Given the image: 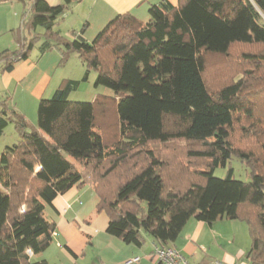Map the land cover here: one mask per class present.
Listing matches in <instances>:
<instances>
[{
    "label": "trees",
    "instance_id": "obj_1",
    "mask_svg": "<svg viewBox=\"0 0 264 264\" xmlns=\"http://www.w3.org/2000/svg\"><path fill=\"white\" fill-rule=\"evenodd\" d=\"M81 1L53 7L34 0L19 49L0 56L4 72L35 50L58 51L61 64L77 54L86 67L82 80H65L40 101L36 126L3 102L0 138L14 123L20 140L0 155V264H48L33 261L57 230L46 211L85 185L109 219L107 233L128 245L141 247L149 236L165 247L191 219L212 225L227 218L247 225L251 264H264V130L254 122L264 115V0H162L148 22L117 16L92 42L83 38L87 25L70 39L57 29ZM237 49L236 74L207 77L210 59ZM91 71L95 86L112 95L70 101ZM111 105L119 135L108 144L97 114ZM242 120L253 126L252 146L233 141ZM174 142L186 143L188 164L165 154L162 145ZM233 158L250 170L249 182L235 179L232 168L224 179L214 176Z\"/></svg>",
    "mask_w": 264,
    "mask_h": 264
},
{
    "label": "crops",
    "instance_id": "obj_2",
    "mask_svg": "<svg viewBox=\"0 0 264 264\" xmlns=\"http://www.w3.org/2000/svg\"><path fill=\"white\" fill-rule=\"evenodd\" d=\"M33 1L31 0L28 5L25 0H0V56L6 51L14 52L19 49L21 26ZM45 1L53 7L64 2V0ZM161 1L73 2L64 21L57 29L64 37L70 39L72 31H79L87 25L83 38L87 42H92L97 34L117 16L131 15L136 20L148 22L150 7L158 5ZM167 1L177 6V0ZM38 31L43 32L41 29ZM34 53L36 60L32 57ZM48 57L57 59L58 66L60 57L57 54L50 52L40 56L37 50L33 51L27 60L18 62L10 72L3 71L4 61H0V112L3 109V102L11 100L8 103L9 108L20 110L21 116H25L21 104L26 106L28 102L32 104L34 101L44 99L45 94L50 91L48 89L53 77L49 76L44 68L39 67ZM29 80V84L26 85ZM65 80L79 81L71 78L61 80L57 88L51 91V97ZM13 85L20 87L21 91L18 97L12 99L8 95ZM106 95L112 93L107 92ZM32 125L36 126L35 123ZM97 204L98 197L91 186L74 187L57 197L53 207L46 211L48 218L56 223L57 230L52 242L44 247L40 255L33 257V261H46L48 264H127L128 261L139 258V263L134 264H160L153 258L157 243L151 237L146 236L144 244L137 247L109 235L107 233L109 219L105 213L97 212ZM171 245L191 264H207L213 260H221L227 264H251L249 230L245 223L237 220L223 218L209 225L191 219L179 238Z\"/></svg>",
    "mask_w": 264,
    "mask_h": 264
},
{
    "label": "rangeland",
    "instance_id": "obj_3",
    "mask_svg": "<svg viewBox=\"0 0 264 264\" xmlns=\"http://www.w3.org/2000/svg\"><path fill=\"white\" fill-rule=\"evenodd\" d=\"M31 0H25V2L30 5ZM70 14V13H69ZM64 32L66 31L63 30ZM55 54H57L60 57L59 64L57 66V59L53 57H48V59L42 63V66L39 68H44L49 76H52V81L49 86L50 90L47 94H45L44 99H50V94L52 93L53 89L55 90L57 88L58 83L67 78L79 80L82 79L83 75L86 74V67L82 63L81 59L77 54H72L68 61L64 64H61V55L58 51H53ZM37 54L38 51H37ZM242 51L237 49L233 50L230 54V57L228 58H219V59H210V65L208 67L207 71V77L210 78L213 75H222L226 78L232 77V75L236 74L234 73V64L237 61L238 64L242 62V59L239 57L241 56ZM33 60H36V53L32 55ZM220 68H217L219 67ZM264 77V74H262ZM97 74L94 71H91L89 74L88 81H82L80 83L79 88L72 92L69 96V100L73 102H84V103H92L95 101V99L99 95L105 96L107 92L112 93L109 89L105 87H96L95 86V80H96ZM31 80V79H30ZM30 80L26 83V85L29 84ZM16 87V85H13L12 88L9 90L8 97H18L20 94L21 88ZM7 98V97H6ZM5 98V99H6ZM1 100V97H0ZM13 101V100H12ZM8 103L11 102V100L7 101ZM40 103V100L38 102L34 101L31 103H27L26 106L24 104H21L22 106V112L26 113L25 116L22 115L29 124L37 123V110L38 105ZM263 111L262 114H264V106L262 107ZM13 110V109H11ZM20 110L16 109V112L18 114H22L19 112ZM103 111V112H102ZM102 111H98L97 118H98V125L101 127L104 133V138L108 144L115 143L118 139L119 135V128H118V119L115 114L114 107L108 106L107 109H104ZM36 116V118H34ZM247 120L239 121L237 125H235V129L233 132V141L237 146H252L253 143V135L252 132L254 129H252L251 122H248ZM258 124L259 129L262 131L264 130V115H258L257 119L254 120ZM245 130V128L249 129L250 131H247L249 134H246V131H243L241 129ZM252 135V136H251ZM20 138L19 135L15 129L14 123L10 124L7 129L5 130V135L0 138V155L5 150L6 147H11L19 142ZM164 146L165 154L168 158H173L174 160H181L184 163L188 164V158H187V151L189 150L186 143L180 142H174V143H167ZM153 148H160L159 143L156 145H153ZM193 162H196L195 165L199 162L198 160H194ZM229 168L233 169V176L235 179L249 182L251 180V174L250 170L237 158H233L227 165L226 168H218L214 172V176L219 179H224L229 171ZM85 187H90V185H85Z\"/></svg>",
    "mask_w": 264,
    "mask_h": 264
},
{
    "label": "built area",
    "instance_id": "obj_4",
    "mask_svg": "<svg viewBox=\"0 0 264 264\" xmlns=\"http://www.w3.org/2000/svg\"><path fill=\"white\" fill-rule=\"evenodd\" d=\"M153 258L160 264H191L178 249L172 245L165 247H156L153 253ZM140 259L135 258L128 261L127 264L139 263ZM207 264H227L221 260H213Z\"/></svg>",
    "mask_w": 264,
    "mask_h": 264
}]
</instances>
